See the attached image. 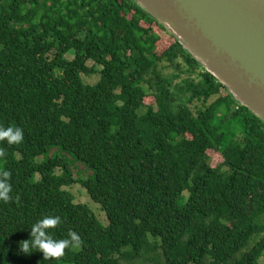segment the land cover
Listing matches in <instances>:
<instances>
[{
    "label": "trees",
    "instance_id": "trees-1",
    "mask_svg": "<svg viewBox=\"0 0 264 264\" xmlns=\"http://www.w3.org/2000/svg\"><path fill=\"white\" fill-rule=\"evenodd\" d=\"M10 125L24 140L0 142L12 184L0 264H264V121L135 0H0ZM55 148L91 175L76 179ZM75 183L107 224L65 188ZM44 215L61 217L55 238L80 237L59 259L19 252Z\"/></svg>",
    "mask_w": 264,
    "mask_h": 264
},
{
    "label": "water",
    "instance_id": "water-1",
    "mask_svg": "<svg viewBox=\"0 0 264 264\" xmlns=\"http://www.w3.org/2000/svg\"><path fill=\"white\" fill-rule=\"evenodd\" d=\"M264 121V0H135Z\"/></svg>",
    "mask_w": 264,
    "mask_h": 264
},
{
    "label": "clouds",
    "instance_id": "clouds-1",
    "mask_svg": "<svg viewBox=\"0 0 264 264\" xmlns=\"http://www.w3.org/2000/svg\"><path fill=\"white\" fill-rule=\"evenodd\" d=\"M24 140V130L20 126H0V142L8 145H19ZM3 153L0 152V156ZM11 174L8 170L0 171V202H9L12 199ZM60 216L44 215L30 227V238L19 242V252L31 255L39 251L45 260L59 259L65 255V249L78 246L80 237L75 231L68 232V238H55L50 229H55L61 223Z\"/></svg>",
    "mask_w": 264,
    "mask_h": 264
},
{
    "label": "rangeland",
    "instance_id": "rangeland-1",
    "mask_svg": "<svg viewBox=\"0 0 264 264\" xmlns=\"http://www.w3.org/2000/svg\"><path fill=\"white\" fill-rule=\"evenodd\" d=\"M162 48H164L165 46L161 45ZM68 58L69 59H73L74 58V53H70L68 55ZM88 64L90 66L94 65V62L92 61H89ZM102 66L100 65H97V69H101ZM167 73H171L173 72V69L170 68L166 71ZM184 76V75H183ZM182 76V77H183ZM84 80L85 82L89 83V84H95L99 81L100 79V74L99 73H95V74H92L91 76H87V75H84ZM214 98L211 99L214 100ZM61 155L63 156L65 159H67L69 161V165L71 166V168L73 169L74 171V175H75V178L76 179H81V178H87L91 175L92 171L86 167L83 162L77 160L76 157H74L72 154L66 152V151H63L61 150L60 148H55V149H52L48 156H54V155ZM17 157L19 158L20 155L17 154ZM41 160V159H40ZM222 159H220V157H216L214 156L213 157V164L214 165H217L221 162ZM3 162L0 161V171H2V168H3ZM58 173H60V171H58ZM66 189L70 190L75 198H76V202H79V203H87L97 214V216L100 218V220L107 224L108 223V217L104 211V209L102 208L100 202H96L91 196L90 194L88 193V191L80 184V183H75L69 187H65ZM184 195L186 197H188V192H185ZM258 236L256 235L255 237H253L251 243H254L256 240H257ZM154 240V239H153ZM154 260H149V259H142V260H139L133 264H154ZM260 262L261 263H264V255L263 257L260 259Z\"/></svg>",
    "mask_w": 264,
    "mask_h": 264
}]
</instances>
